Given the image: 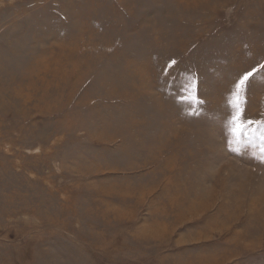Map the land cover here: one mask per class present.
<instances>
[{"label": "rangeland", "instance_id": "rangeland-1", "mask_svg": "<svg viewBox=\"0 0 264 264\" xmlns=\"http://www.w3.org/2000/svg\"><path fill=\"white\" fill-rule=\"evenodd\" d=\"M0 264H264V0H0Z\"/></svg>", "mask_w": 264, "mask_h": 264}, {"label": "snow or ice", "instance_id": "snow-or-ice-1", "mask_svg": "<svg viewBox=\"0 0 264 264\" xmlns=\"http://www.w3.org/2000/svg\"><path fill=\"white\" fill-rule=\"evenodd\" d=\"M172 63L174 64L175 61H173ZM255 71H256L255 69L253 71H249V72L245 73L239 79L238 83H236L237 92H241V91H243L245 89V87L247 86V84L249 82L250 77H253ZM240 115H242V113L238 114L237 116H233L232 117L233 121H236L239 118ZM247 123L248 124H252V123H259V122L248 120ZM244 130H245V126L239 125V124L237 125V127L232 129V131L234 133H237V134H239L240 132H243Z\"/></svg>", "mask_w": 264, "mask_h": 264}]
</instances>
